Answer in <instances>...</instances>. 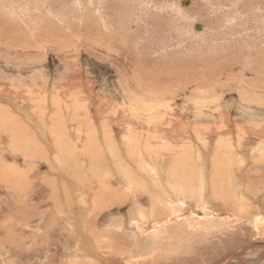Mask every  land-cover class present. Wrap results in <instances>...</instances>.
Returning a JSON list of instances; mask_svg holds the SVG:
<instances>
[{
	"label": "bare ground",
	"instance_id": "6f19581e",
	"mask_svg": "<svg viewBox=\"0 0 264 264\" xmlns=\"http://www.w3.org/2000/svg\"><path fill=\"white\" fill-rule=\"evenodd\" d=\"M96 2L98 3V0ZM185 3L187 7L190 5V0H185ZM238 5L239 7L242 6L241 3ZM129 6L134 9L131 10L130 17L133 14H138L136 9H140L141 6L134 4ZM142 8L144 9L140 14L142 16L138 17L136 22L138 25L131 26L130 30L129 26L127 38L120 36L119 38L120 40L124 39L126 43L130 42L128 38L138 36L137 33L143 31L137 32L139 22H142L146 26V30L144 28L145 32H143L145 33L143 38V42L144 39L146 40L145 44H142L143 42H132L134 44V50L132 51L124 48L126 46L118 48L114 42H110L111 44L108 45V41L106 44L108 45V51L117 52L124 56L125 61L134 68L132 69L135 76L132 78H134L133 81L137 89L139 88L138 90H140L141 98L136 102L131 100L130 103L132 102V104L128 103L129 106L131 105V108L126 110L128 111V117L133 120L149 119L147 122L152 126V124H155L156 116L161 114L156 108L158 100L162 98L165 100L167 97L168 99H174L175 95L173 94H176V83L174 82L168 87L165 86L163 90L166 93L163 94V91L161 92L162 87L155 88L153 86L150 89L149 86L153 85L155 80L159 81L161 79L159 77L165 72L164 69L167 68V62L173 60V63H171L172 67H176L177 61L174 60L176 55L174 56L173 53H170L171 51L165 53L167 57H172L169 61L164 59L166 58L164 53H162L164 59L162 63H160L159 56L156 57L158 59L155 61V56H153V59L150 57L157 53L154 50L156 47L158 49L165 48V44L160 43L164 39L163 34L157 32L159 29L156 27L157 24H163V18L159 13L147 16V11L150 10H148L146 4ZM234 12V17L240 16L241 13L244 14L241 9L234 10ZM228 14L230 15V12ZM102 18L104 26L108 28L107 23L104 21V16ZM48 22L47 20V25L45 26H48ZM151 26H153L152 29ZM196 26L200 27L199 29L195 27L196 30L204 31L203 26ZM150 32L156 33L152 35L149 34ZM39 40L36 42H39ZM71 44L70 46H72ZM61 45H63L62 41ZM120 46L122 47V45ZM126 52L130 54L128 57ZM143 54L149 56V62L147 61L148 57ZM221 65L220 63V68ZM171 71L175 77L177 74L181 77V73L183 75L185 69ZM187 72L189 75L191 70H187ZM210 74L214 80L211 84H216L218 80L217 73L210 71ZM125 81L127 80L125 79ZM247 84H245L246 89L242 88L246 92L245 95H248V98H244L250 104H254V102L258 104L264 103V85H257L258 83L256 85ZM199 88L201 89L202 87ZM117 91L116 93H119ZM18 96L19 91L12 94L0 86V101L4 99L10 106L14 107L13 110H10L8 107L4 108V105L1 106L4 111L6 110L7 117L3 118L4 115H2L3 112L1 111L0 206L3 208L4 204H6L5 201L11 202L10 199L15 200V203L19 204L10 207L7 213L3 214L0 212V264H19V260L24 263L29 258L38 257L39 259L44 253L48 254L47 259L53 264H148L149 261L153 263L157 259L165 258L164 256L168 255L169 252L166 253L162 249L164 246L162 241L167 238L164 234L170 230L175 234L185 233L190 237L192 236V238L193 236L206 237L212 232H224L229 229L242 230L247 224L250 227L252 226L257 232L264 230V177L261 175L264 173V148H261V146L264 147L263 144H260L261 146L257 145V147H260L253 148L252 152H248L247 149V152L245 151L246 155H244L245 152L243 154V151H239V149L234 151L233 147H236V143H239V147H244L242 146L243 141L245 144L247 141L245 142L242 137L237 136L238 139L241 138L240 140L243 141L239 140L240 143L234 138L235 141L233 142L232 136V139L230 138L231 141L229 138L226 140L231 142V144L229 143L230 147L224 148L222 145H218L219 147L201 148L195 150V152L190 150V156L193 154L192 162L196 164L194 163V165L190 162L187 165V163H182V160L179 161V152L176 154V144L175 146L173 145V143H176V128L174 127V134H170L171 131L169 132L168 130V132L154 130V126L152 128L154 133L160 136L155 138L154 141L150 140L147 146H143V141L139 140L137 132L130 130L121 132L113 128L109 133H106V136L103 134L102 137H99L100 135L95 134L94 137L95 129L93 130L92 128L93 131L91 133H94L88 132L89 135L93 136L91 137L94 138L95 144L98 143L99 146H102L99 147L88 143V146L90 144L96 148L98 147L95 150H93L95 148L93 147L91 150V147L87 148L83 145L84 138L81 131L63 119V116L58 115L55 118L56 115L46 116L48 114L44 112L42 114L45 115H38L34 106L30 107L24 104L21 107ZM125 96L127 95H124L123 98ZM208 98H211V96ZM251 98H253V102L249 101ZM203 99L205 100V98ZM215 99H212L214 100L213 102H215ZM188 105H191V103H188ZM235 105L237 106V104ZM194 108H191L192 111ZM231 108H234V105ZM237 108L239 110V107ZM44 111L46 112V110ZM49 112L52 113L53 111ZM202 113L200 114L202 115ZM226 114L229 116L230 113L228 114L227 112ZM259 114L261 115V113ZM212 116L214 115L212 114ZM89 127L91 128V125ZM224 130V133H226L227 129ZM237 132L239 131L237 130ZM249 133L251 134L252 132ZM220 134L223 135V133ZM252 134L255 137H263L262 132L254 131ZM242 135L240 134V136ZM260 135L262 136L260 137ZM159 138H161V141L158 140ZM213 138H215L213 135H209L206 140L211 142ZM197 139L200 140L198 137ZM220 141L222 140L219 139V143H222ZM168 143L169 145H167ZM215 143L213 144L215 145ZM84 152L90 156L89 158L96 155L97 158L100 157L101 161L105 160V165L101 164L102 166L99 168V163L97 164L98 166L94 165L93 162L92 164H86L84 157L86 154ZM182 154H187V152H182ZM253 159L255 161H252ZM246 160L252 162L245 164ZM104 166L108 167L106 172L103 170ZM40 169L45 170L41 173ZM258 174L259 176H257ZM38 195H41L39 197L41 200L37 202ZM31 203H36V206L34 207ZM2 221L6 222V225ZM171 234L167 235L171 238ZM174 236L176 237V235ZM148 237L151 242L149 247L148 245L145 247L142 239L147 240ZM59 238L63 240V244H61ZM138 242H141L139 243L140 245H138ZM133 243H137L138 247L133 245ZM56 247L59 249H56ZM53 249L56 251L54 252ZM243 255H245L246 259L242 257ZM232 257H236L232 264H264V242L256 243L253 241L252 244L243 247L241 252H234ZM160 259L159 261H161Z\"/></svg>",
	"mask_w": 264,
	"mask_h": 264
},
{
	"label": "rangeland",
	"instance_id": "374dc122",
	"mask_svg": "<svg viewBox=\"0 0 264 264\" xmlns=\"http://www.w3.org/2000/svg\"><path fill=\"white\" fill-rule=\"evenodd\" d=\"M138 1L139 0H98L97 3L96 0H0V86L12 94L18 93L19 91L18 99L21 107L24 104L30 107L34 106L36 107L38 115H56L55 118H57L58 115L61 117L63 116V119L81 131L82 137L84 138L83 145L87 148L91 147V150L95 147L93 145L96 143L91 134L95 132L94 137L95 134H98V136L100 135L99 137H102L103 134L106 136V133H109L113 128L121 132L128 130L137 132L138 134H136L139 136V140L143 141V146H147L150 140L154 141L155 138L160 136L154 133L155 129L163 132L171 131L170 134H174V127L176 128V143H173V145L175 146L176 144V154L179 152V161L182 160V163H187V165H189L188 163L190 162L192 164L195 163L192 162L193 154L190 156V150L195 152V150L201 148L219 147L220 145L227 148L231 146L229 145L231 142L226 141L228 138L230 141L233 138V142L235 139L238 142L243 141L240 140L241 138L238 139V137H242L245 142L247 141L246 144L243 141L242 146L244 147H239V143H236V147H233L234 151H238L237 149H239V151H243V154L247 149L249 152L253 148L260 147V144L264 146V103L258 104L254 102V104H250L248 100L244 98H248V95H245L246 92L242 89H246L245 84L247 83V85L250 83V85H256L257 83V85H264V72H261L264 71V0H190V5L187 7L184 3L185 0ZM240 3L242 5L241 7L238 5ZM132 4L141 7L140 9H136L138 14H133L130 17L131 10H134L129 6ZM145 4L148 10H150L147 11V16L153 13H159L163 18V24H157L156 27L159 29L157 32L163 34L164 39L160 41V43L165 44V48L162 47L158 49L156 47L154 50H156L157 53L150 57L153 59V56H155L154 61L160 58V63H162L164 59L169 61L170 58H172L165 55V53L171 51L170 53H173L174 56L176 55V59L174 60L177 61L176 67H172L171 63H173V60L167 62V68L164 69L165 72L159 77V79H161L159 81L155 80V83L151 86L148 85L150 89L153 86H155V88L162 87L161 92L163 91V94L166 93L163 90L165 86L168 87L172 83H176V94H173L175 95L174 99H168L167 97L165 101L161 97L163 100H158L156 108H158L157 110L160 111L163 116L161 114V117L156 116V120L154 121L155 124H152V126L147 122L149 119L144 120L141 118V120H133L128 117V111L126 110L131 108L129 104L141 98V93H139L140 90H138L139 88L137 89L133 81L134 78H132L135 76L133 72L134 68L125 61L124 56L117 52L107 50L108 45L111 44L110 42H114L118 48L126 46L124 48H127L129 51L134 50L133 43L143 42V38L145 37V33L143 32H145L146 26H144L142 22H139L137 32L140 30L143 31L137 33L138 36L128 38L130 42L126 43L124 39L120 40L119 36L127 38L129 26L130 30L131 26L138 25L136 23L137 18L142 16L140 14L144 10L142 7H145ZM13 8L15 9L13 10ZM240 9L244 14L241 13L240 16L237 15L234 17V10ZM229 12L230 15L228 14ZM102 16H104V21L107 23L108 28L104 26ZM47 20L49 21L48 26H45L47 25ZM50 21L53 23L52 25ZM196 25L203 26L204 31L196 30ZM152 28L153 26H151V29ZM85 33L89 34L87 35ZM155 33L156 32H150L149 34L155 35ZM34 37H36V39H34ZM37 38L38 40L40 39L39 42H36L38 41ZM107 38L109 39L107 40ZM34 40L35 42H33ZM61 41L63 45H61ZM145 41L144 39L142 44H145ZM70 44L73 47L70 46ZM119 44L122 45V47ZM162 53H164L166 58L163 59ZM129 55L130 54L127 53L126 56L128 57ZM145 56L148 57L147 61L149 62V56ZM169 56L171 55L169 54ZM220 63L223 65H221L222 69L220 68ZM231 67L236 68L232 69ZM179 69H185V72H183V75L181 73V77H179L178 74L175 77L171 70L177 71ZM186 69L191 70L189 75ZM210 71L218 75V80L217 82L215 81L216 84H211L214 80ZM227 75H229L228 78ZM125 79L127 81H125ZM118 87H121L120 89L122 91ZM199 87L202 88L200 89ZM239 90L242 91L240 92ZM116 91L119 93H116ZM124 95L127 96L123 98ZM210 96L211 98H208ZM213 97L216 98L215 102L212 100L214 99ZM203 98H205V100ZM251 99L249 101L253 102V98ZM131 100L132 102L130 103ZM197 100L205 106L203 107ZM186 102L189 104L191 103V105H188ZM233 105L234 108H231ZM1 106L4 108L8 107L10 110L14 108L2 99V101H0V116L2 111V115H4L3 118L7 116L6 110L4 111ZM237 107H239V110H237ZM191 108H194V110L192 111ZM44 110H46L47 113ZM49 111L53 112L51 113ZM67 111L69 115H67ZM226 111L228 114L230 113L229 116L226 114ZM43 112L45 114H42ZM200 113H202V115ZM259 113H261V115ZM212 114L214 116H212ZM60 116L59 118H61ZM256 117L259 118L257 119ZM90 125L91 128L89 127ZM131 125L132 127H130ZM84 127L87 133H91L94 129L95 131L89 135V133L87 134L84 130ZM153 127L154 130L152 129ZM224 129H227L226 133H224ZM237 130L242 133L237 132ZM253 130L255 132H262L263 137H255L254 134H252L254 132ZM249 132L252 133L250 134ZM220 133H223V135ZM240 134L245 136H240ZM85 135L89 136L86 137ZM201 135L203 136L201 137ZM209 135L215 137L213 138L214 141L208 142L206 140V137H209ZM221 135L224 137L222 138ZM196 136L200 138V140L197 139ZM261 136L262 135H260V137ZM253 137L256 139L254 140ZM219 139L222 140L220 142L223 144L219 143ZM223 139L225 140L223 141ZM158 140L161 141V138ZM190 142L192 143L190 144ZM214 142H216L215 145L213 144ZM88 143L93 145L89 144L88 146ZM185 143L187 144L184 146ZM95 145L97 146L98 143ZM167 145H169V143ZM257 145L260 146L257 147ZM101 146L102 145L99 147ZM182 147L184 148L182 149ZM97 148L95 147L93 150ZM261 148L263 149L264 147L261 146ZM182 152H187V154L183 155ZM246 152L244 155H246ZM84 153L86 154V152ZM84 157L86 164H92L93 162L94 165L98 166L97 164L99 163V168L103 164L105 165V160L101 161L100 157H98V159L96 155L89 158L90 156L86 154ZM252 161L255 160L253 159ZM250 162L246 160L245 164ZM41 170L42 169H40V172L42 173L45 169ZM103 170L106 172L108 167L104 166ZM261 175L264 177V173ZM257 176H259V174ZM39 197H41V195H38L36 199L37 202L41 200ZM10 201L12 203L5 201L6 204H4L3 208L0 206L1 213H7L10 207L17 204L15 200L10 199ZM31 204H33L34 207L36 206V203ZM3 224L6 225V222H3ZM245 228L248 229L246 230ZM235 230L236 229H229L224 232L220 231L221 233L212 232L206 235V237L203 236L201 238L199 236H193L192 238V236L190 237L185 233L175 234L170 230L164 234L167 238L162 241L164 244L162 249H164L163 251L166 253L169 252L168 255H166L168 257L164 256L165 258H159L161 261L157 259V261L153 263L149 261L148 264H232L234 263L232 261L236 260V257H232L234 252H241L243 247L252 244L253 241L256 243L264 242V230L257 232L248 224L245 225L242 230ZM167 234H171V238ZM173 234L176 235V237ZM182 234L185 235L183 236ZM187 237L188 239H186ZM59 240L61 244L64 243L62 239L59 238ZM142 240L145 243V247L147 245L149 247L151 242L150 238L148 237L147 240ZM141 242H138V245H140L139 243ZM133 245L138 247L137 243H133ZM56 249L59 248L56 247ZM53 251L55 252L56 250L53 249ZM44 254H42L43 256H40L39 259L38 257H33L34 259H26L24 263L19 260L18 263L50 264L51 262L47 259L48 254ZM242 257L246 259L245 255ZM167 259L169 260L167 261Z\"/></svg>",
	"mask_w": 264,
	"mask_h": 264
},
{
	"label": "water",
	"instance_id": "95a60500",
	"mask_svg": "<svg viewBox=\"0 0 264 264\" xmlns=\"http://www.w3.org/2000/svg\"><path fill=\"white\" fill-rule=\"evenodd\" d=\"M184 3H185V1H184ZM186 4V3H185ZM200 27H198V26H196V29H199Z\"/></svg>",
	"mask_w": 264,
	"mask_h": 264
}]
</instances>
